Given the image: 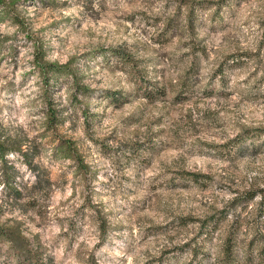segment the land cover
I'll list each match as a JSON object with an SVG mask.
<instances>
[{"label":"rangeland","instance_id":"374dc122","mask_svg":"<svg viewBox=\"0 0 264 264\" xmlns=\"http://www.w3.org/2000/svg\"><path fill=\"white\" fill-rule=\"evenodd\" d=\"M189 2L191 29L178 0H15L0 8V139L33 164L17 149L4 153L20 193L0 179V220L18 219L45 264H223L229 229L233 264H264L258 193L234 197L264 187V134L231 138L264 126V0ZM37 42L46 58L70 56L87 86L73 92L64 73L47 91L56 131L88 164L84 177L69 158L50 154L46 97L31 60ZM107 46L134 52L143 75L101 55ZM94 207L106 219L102 237ZM0 264H19L3 241Z\"/></svg>","mask_w":264,"mask_h":264},{"label":"trees","instance_id":"16d2710c","mask_svg":"<svg viewBox=\"0 0 264 264\" xmlns=\"http://www.w3.org/2000/svg\"><path fill=\"white\" fill-rule=\"evenodd\" d=\"M15 0H0V8L2 9H12L13 3ZM213 0H198L200 5H204ZM182 3L186 5L185 12V22L189 29L192 27V17L193 11L192 6L189 0H178V4ZM11 20H13L17 25L20 24V20L17 18V15L14 11L10 14ZM166 25V24H164ZM107 51L104 53V51ZM101 55H113L115 59L120 60L121 62L126 64L127 70L134 71L138 73L137 75H143L145 71L144 64L137 63V57L134 52L120 48L118 46H107L105 49L100 50ZM232 56L233 54H225V57ZM71 57H67L63 61H57L54 59H49L44 56L43 48L40 43L33 44V54H32V65L35 67L37 74L40 78V94L43 95L44 100V130L49 131V136L51 139V144L49 147L50 154L54 157H66L69 158L72 162V172L78 173L81 177H84L87 170L88 164L83 159L82 154L79 152L78 147L75 141L56 131L55 125L59 120V115L57 113V107L54 106L52 100L47 96L48 86L54 80V78L59 74L68 73L71 76V87L73 92L79 89V91H84L87 86L81 84L78 79L74 69L71 66ZM218 71H221L218 68ZM162 92V89H161ZM248 132L244 134H240V132H236L231 138L233 142H237L242 138L246 137V135L253 134H264V126H249L247 128ZM8 149H17L19 154L24 158L25 162L28 165L33 166L30 162L31 160L26 156V150L19 148V146H6L2 139H0V174H1V183L3 185V189L11 190L14 195H18L20 193V189L13 182L12 177V165L6 161L4 157V153ZM187 173L192 178H196V174L198 172L188 170ZM35 181H38L36 178ZM255 193H258V207L262 209L259 210V213L264 209V187L255 186L253 188H245L241 192V194L234 197L241 198H251ZM94 214L93 218L96 222L97 229L100 231V237H102L103 232L106 228V219L102 211L98 208H93ZM209 218H201L199 225L201 227H206ZM0 241L6 243L7 247L10 249L11 253L14 255L15 259L19 264H45L42 255V246L38 242L34 236L29 238L22 230L20 226V221L15 218L5 217L0 220ZM252 239L248 238L246 240V245H250ZM261 248V245L258 246ZM233 253H232V244L230 239V229L227 230L224 235L221 246H220V255L217 256L220 263L223 264H233Z\"/></svg>","mask_w":264,"mask_h":264}]
</instances>
